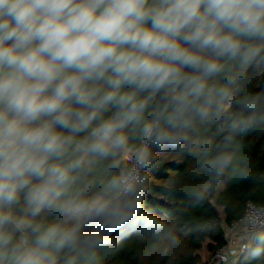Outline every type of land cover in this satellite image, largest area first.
Masks as SVG:
<instances>
[{
	"label": "clouds",
	"instance_id": "1",
	"mask_svg": "<svg viewBox=\"0 0 264 264\" xmlns=\"http://www.w3.org/2000/svg\"><path fill=\"white\" fill-rule=\"evenodd\" d=\"M264 0H0V264H106L135 235L178 244L146 206L161 156L187 207L256 178ZM264 264V205L242 210Z\"/></svg>",
	"mask_w": 264,
	"mask_h": 264
},
{
	"label": "trees",
	"instance_id": "2",
	"mask_svg": "<svg viewBox=\"0 0 264 264\" xmlns=\"http://www.w3.org/2000/svg\"><path fill=\"white\" fill-rule=\"evenodd\" d=\"M262 86L264 78L253 85L256 89ZM247 140L256 178L247 183L208 185L206 202L199 207H187L180 194L182 186L175 182L184 174L187 163L176 156L159 157L150 175L146 206L160 216L176 210L169 219L178 244L145 254L133 235L122 241L106 264H205L206 255L226 243V225L240 218L247 201L264 205V136ZM238 264H244L242 256Z\"/></svg>",
	"mask_w": 264,
	"mask_h": 264
},
{
	"label": "built area",
	"instance_id": "3",
	"mask_svg": "<svg viewBox=\"0 0 264 264\" xmlns=\"http://www.w3.org/2000/svg\"><path fill=\"white\" fill-rule=\"evenodd\" d=\"M256 204L253 201H247L245 208ZM258 205V204H257ZM226 243L210 253L205 264H238L241 255V249L245 241V226L240 222V218L225 228Z\"/></svg>",
	"mask_w": 264,
	"mask_h": 264
},
{
	"label": "rangeland",
	"instance_id": "4",
	"mask_svg": "<svg viewBox=\"0 0 264 264\" xmlns=\"http://www.w3.org/2000/svg\"><path fill=\"white\" fill-rule=\"evenodd\" d=\"M220 210H221V212L223 211L222 210V207H220ZM209 255H210V253L206 255L207 256V259H208Z\"/></svg>",
	"mask_w": 264,
	"mask_h": 264
}]
</instances>
